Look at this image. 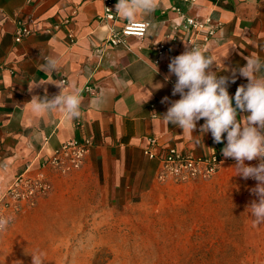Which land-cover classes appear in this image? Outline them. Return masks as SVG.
<instances>
[{
	"label": "crops",
	"instance_id": "crops-1",
	"mask_svg": "<svg viewBox=\"0 0 264 264\" xmlns=\"http://www.w3.org/2000/svg\"><path fill=\"white\" fill-rule=\"evenodd\" d=\"M113 1L115 11L118 0ZM176 7L196 18L210 15L218 24L215 37L201 48L216 59L213 71L218 75L231 79L232 70L243 67L247 56L264 61V0H158L154 12L137 17L153 26L150 32L142 38L127 36L119 46L106 44L105 38L110 26L119 28L127 20L117 13L113 21L100 20L102 0H0V193L14 175L25 168L38 170L46 155L70 138L89 140L91 146L82 163L66 173L42 168L52 184L46 197L65 185L104 195L112 204L143 195L157 182L158 162L142 151L149 135L157 138L156 150L170 144L194 155L222 153L226 134L223 143H215L210 132L201 133L203 119L188 133L159 117L180 98L172 95L170 80L176 77L164 79L170 75L171 59L163 57L157 73L153 63L158 42L167 43L174 57L188 46L180 30L174 31L177 42L167 37L181 21ZM20 21L31 32L16 42ZM49 55L58 60L55 72L40 68ZM257 75L264 76V69ZM61 79L66 94L77 91L82 98L79 118L70 119L60 110L34 113L28 104L32 96L43 97L45 89L49 97L59 94L61 89L52 83ZM30 83L44 84L29 92ZM157 83L164 86L155 89ZM247 83L237 71L229 95L234 97L237 87ZM164 97L168 102H161ZM245 163L255 166L259 161ZM235 164L225 158L216 173L179 183L177 189L221 191L229 185L249 192L257 181L237 175Z\"/></svg>",
	"mask_w": 264,
	"mask_h": 264
},
{
	"label": "rangeland",
	"instance_id": "rangeland-1",
	"mask_svg": "<svg viewBox=\"0 0 264 264\" xmlns=\"http://www.w3.org/2000/svg\"><path fill=\"white\" fill-rule=\"evenodd\" d=\"M178 184L157 181L124 205L78 186L49 192L0 234V264H264L251 191Z\"/></svg>",
	"mask_w": 264,
	"mask_h": 264
},
{
	"label": "clouds",
	"instance_id": "clouds-1",
	"mask_svg": "<svg viewBox=\"0 0 264 264\" xmlns=\"http://www.w3.org/2000/svg\"><path fill=\"white\" fill-rule=\"evenodd\" d=\"M157 7L158 0H118L115 13L126 19L138 32L145 33L150 32L153 26L138 23L137 17L150 15ZM43 59L41 70H57L58 60L55 57L49 55ZM244 59L246 64L238 70L233 69L230 79L213 71L217 64L213 56L206 55L200 48L186 46L185 52L171 59L168 65L170 75L164 78L169 81L172 75L176 77L172 95L178 94L180 98L172 101L167 112L159 117L167 124L175 125L188 133H192L197 123L203 119L200 131L202 134L210 132L215 143H223L226 134L223 156L236 161L237 175L257 181L256 186L250 190L257 199L252 200L247 209L254 225L258 226L264 223V76H258L257 73L264 69V61L258 56H247ZM154 65L157 73L159 69ZM237 71L248 83L237 87L232 97L229 95L228 85L229 82L235 83ZM43 84L30 83L29 92ZM52 84L61 89L59 94L49 97L45 89L43 97L33 95L28 102L32 111L41 114L60 110L70 119L79 118L82 100L79 93L73 91L66 94L64 81ZM155 85V89L164 86L161 83ZM161 102H168V97H164ZM241 112L247 114L238 119ZM253 160H258L259 163L255 166L245 163ZM13 220L12 216H0V233L7 231ZM32 257L33 264H43L41 255L33 254Z\"/></svg>",
	"mask_w": 264,
	"mask_h": 264
},
{
	"label": "built area",
	"instance_id": "built-area-1",
	"mask_svg": "<svg viewBox=\"0 0 264 264\" xmlns=\"http://www.w3.org/2000/svg\"><path fill=\"white\" fill-rule=\"evenodd\" d=\"M102 1L103 10L99 19L105 22L113 21L116 17L114 1ZM174 10L179 12L177 7ZM179 16L181 18L180 23L177 26H173L172 32L167 35L172 43L177 42L179 39L174 32L176 30H180L186 34L185 40L189 47H197L200 49L205 43L215 37L218 24L213 22L210 15L204 18H196L179 12ZM137 22L148 23L146 20ZM30 32L31 30L27 24L20 21L15 28L14 40L18 42ZM145 34L146 32H138L127 21L119 28L110 26L105 43L110 46H119L124 44V39L127 36L142 38ZM154 51V64H159L165 56H168L170 59L174 57L170 46L164 42L156 43L154 45ZM61 81H64V79H61ZM170 81L174 86L176 78ZM157 145V138L149 135L146 137V146L143 147L142 151L149 159L157 160L158 168L155 178L159 182L171 181L174 183H183L190 180L207 178L219 170L220 165L225 159L221 152L215 150H210L205 155H194L184 152L170 144L159 145L157 150L153 149ZM90 146L91 142L86 139H67L46 155L38 170L30 172L25 168L14 175L0 193V216L14 217L20 208L25 205L31 206L40 197L48 194L52 188V184L42 168L50 166L60 173H66L70 169L77 168L82 163Z\"/></svg>",
	"mask_w": 264,
	"mask_h": 264
}]
</instances>
